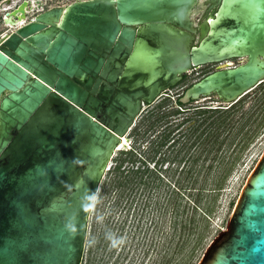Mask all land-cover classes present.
<instances>
[{
	"label": "water",
	"instance_id": "water-1",
	"mask_svg": "<svg viewBox=\"0 0 264 264\" xmlns=\"http://www.w3.org/2000/svg\"><path fill=\"white\" fill-rule=\"evenodd\" d=\"M199 1L78 0L29 21L32 0L4 3L0 264L82 263L122 138L187 72L244 59L193 83L184 105L233 104L264 82V0H202L195 23ZM199 264H264V151Z\"/></svg>",
	"mask_w": 264,
	"mask_h": 264
},
{
	"label": "rangeland",
	"instance_id": "rangeland-1",
	"mask_svg": "<svg viewBox=\"0 0 264 264\" xmlns=\"http://www.w3.org/2000/svg\"><path fill=\"white\" fill-rule=\"evenodd\" d=\"M6 1H0V37L14 30L3 23ZM34 1L41 4L38 10H47L78 0ZM38 10L28 14L27 21ZM203 10L200 0L193 10L195 23ZM221 65L190 70L175 87L144 106L127 135L129 149L115 153L102 180L81 264H199L226 229L264 151V82L228 110L233 104L221 103L215 95L181 108L176 105L188 87ZM205 110L210 112L198 117L197 112ZM158 111L167 116L157 120Z\"/></svg>",
	"mask_w": 264,
	"mask_h": 264
},
{
	"label": "trees",
	"instance_id": "trees-1",
	"mask_svg": "<svg viewBox=\"0 0 264 264\" xmlns=\"http://www.w3.org/2000/svg\"><path fill=\"white\" fill-rule=\"evenodd\" d=\"M0 1H2V0H0ZM7 1H9V0H7ZM6 1V2H7ZM176 105L178 106V107H183L184 106V104H182L181 102H180V97L176 100ZM234 106V104L233 105H231L230 107H228L226 110H228V109H230L231 107H233ZM211 110V109H210ZM218 110H221V109H217V110H213L212 111V114H215V113H218ZM223 110V109H222ZM225 110V111H226ZM210 111H200V112H197L198 113V117H202V116H204V115H206L207 113H209ZM148 113L150 114V115H152L154 112H152V111H148ZM225 113H228V112H222L221 114H225ZM167 116V114L166 113H164V112H161V111H158L157 112V114H156V119L157 120H161V119H163V118H165ZM227 118V117H226ZM205 121V119H203L202 121H201V124L203 123ZM222 121H224V119L222 120ZM185 122H187V118H186V120L184 121V123ZM196 122H198L197 120H196ZM224 122H226V121H224ZM224 122H222L223 124H224ZM200 124V125H201ZM207 129L209 128V126L208 127H206ZM197 129V128H196ZM195 129V130H196ZM204 129V128H203ZM210 131V130H209ZM168 137V136H167ZM130 150H131V148H130ZM120 168V166L119 167H117L116 169L118 170ZM116 170V171H117ZM151 171V170H150ZM151 172H153V171H151ZM136 173V172H135ZM217 189H219V190H221L222 188L221 187H218ZM91 233H92V230H91Z\"/></svg>",
	"mask_w": 264,
	"mask_h": 264
},
{
	"label": "bare ground",
	"instance_id": "bare-ground-1",
	"mask_svg": "<svg viewBox=\"0 0 264 264\" xmlns=\"http://www.w3.org/2000/svg\"><path fill=\"white\" fill-rule=\"evenodd\" d=\"M32 3H33V8H31L33 11H35V10H38V9H40L41 7L36 3V1H34V0H32ZM31 10V11H32ZM30 11V12H31ZM19 22H20V24H22L23 22H24V20H19ZM5 26L7 27V28H14L12 25H10V24H5ZM128 141H129V139H127V136L126 137H124V138H122V143L119 145V147H118V150H120V149H122V148H126V147H128ZM128 149H129V147H128ZM110 167H111V165H110ZM110 167L108 168V169H110Z\"/></svg>",
	"mask_w": 264,
	"mask_h": 264
},
{
	"label": "flooded vegetation",
	"instance_id": "flooded-vegetation-1",
	"mask_svg": "<svg viewBox=\"0 0 264 264\" xmlns=\"http://www.w3.org/2000/svg\"><path fill=\"white\" fill-rule=\"evenodd\" d=\"M201 15H202V13H201ZM201 15H200V17H201ZM200 17H199V19H200ZM199 21V20H198ZM233 59H243V58H233ZM230 60V59H229ZM227 61V60H226ZM243 62H244V59H243ZM222 65L220 66V67H218L216 70H218V69H221V68H224V67H235V66H237V65H239V64H241V63H238L237 65H231V64H228V63H225V61H223V62H220ZM199 68V67H198ZM216 70H214V71H216ZM214 71H212V72H214ZM212 72H210V73H212ZM209 74V73H208ZM207 74V75H208ZM206 76V75H205ZM204 76V77H205Z\"/></svg>",
	"mask_w": 264,
	"mask_h": 264
}]
</instances>
